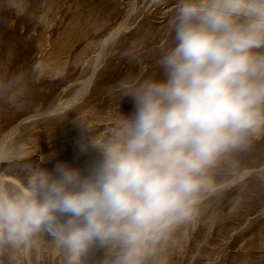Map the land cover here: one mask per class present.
Here are the masks:
<instances>
[{"label": "clouds", "instance_id": "9594fccd", "mask_svg": "<svg viewBox=\"0 0 264 264\" xmlns=\"http://www.w3.org/2000/svg\"><path fill=\"white\" fill-rule=\"evenodd\" d=\"M161 78L123 84L132 112L120 116L86 170L58 161L29 165L22 189L0 182V248L44 234L67 264H147L179 224L215 191V174L264 131V0H177ZM40 65L34 67L38 71Z\"/></svg>", "mask_w": 264, "mask_h": 264}, {"label": "rangeland", "instance_id": "374dc122", "mask_svg": "<svg viewBox=\"0 0 264 264\" xmlns=\"http://www.w3.org/2000/svg\"><path fill=\"white\" fill-rule=\"evenodd\" d=\"M176 4L0 0V182L22 189L29 165L51 170L64 161L86 170L98 158L91 147L80 150L84 127L102 141L133 110L123 84L161 78L157 60L172 42ZM59 103L65 107L51 113ZM235 159L233 171L215 174V191L202 197L193 220L173 228L147 264H264V131ZM110 258L95 248L85 259ZM0 264L67 258L39 234L27 246L0 248Z\"/></svg>", "mask_w": 264, "mask_h": 264}, {"label": "bare ground", "instance_id": "6f19581e", "mask_svg": "<svg viewBox=\"0 0 264 264\" xmlns=\"http://www.w3.org/2000/svg\"><path fill=\"white\" fill-rule=\"evenodd\" d=\"M114 35H116V34H114ZM145 75H146V74H145ZM147 76H148V75H146V77H147ZM158 76H161V75H158ZM92 79H93V78H92ZM85 88H86V87H85ZM81 95H82V94H81ZM48 105H49V104H48ZM63 105H64V103H62V104L59 103V104H57L56 106L51 107L49 110H50L51 113H52V112L54 113L55 110L57 111V110H60V109L64 108L65 106H63ZM49 110H48V111H49ZM56 111H55V112H56ZM61 111H62V110H61ZM47 114H48V113H47Z\"/></svg>", "mask_w": 264, "mask_h": 264}]
</instances>
